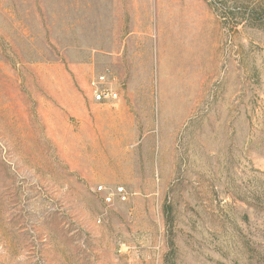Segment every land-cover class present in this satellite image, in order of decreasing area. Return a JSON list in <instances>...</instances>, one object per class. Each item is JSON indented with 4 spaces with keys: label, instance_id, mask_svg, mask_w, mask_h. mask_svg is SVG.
<instances>
[{
    "label": "rangeland",
    "instance_id": "obj_1",
    "mask_svg": "<svg viewBox=\"0 0 264 264\" xmlns=\"http://www.w3.org/2000/svg\"><path fill=\"white\" fill-rule=\"evenodd\" d=\"M0 264H264V0H0Z\"/></svg>",
    "mask_w": 264,
    "mask_h": 264
},
{
    "label": "built area",
    "instance_id": "obj_2",
    "mask_svg": "<svg viewBox=\"0 0 264 264\" xmlns=\"http://www.w3.org/2000/svg\"><path fill=\"white\" fill-rule=\"evenodd\" d=\"M91 87L94 94L93 99L96 103H110L119 99L118 91L114 89L105 75L93 79ZM119 193L123 195L124 189L119 190ZM122 198V200H126L127 196L123 195Z\"/></svg>",
    "mask_w": 264,
    "mask_h": 264
},
{
    "label": "crops",
    "instance_id": "obj_3",
    "mask_svg": "<svg viewBox=\"0 0 264 264\" xmlns=\"http://www.w3.org/2000/svg\"><path fill=\"white\" fill-rule=\"evenodd\" d=\"M94 100V99H93ZM95 102V101H94Z\"/></svg>",
    "mask_w": 264,
    "mask_h": 264
},
{
    "label": "bare ground",
    "instance_id": "obj_4",
    "mask_svg": "<svg viewBox=\"0 0 264 264\" xmlns=\"http://www.w3.org/2000/svg\"><path fill=\"white\" fill-rule=\"evenodd\" d=\"M102 190V189H101Z\"/></svg>",
    "mask_w": 264,
    "mask_h": 264
}]
</instances>
